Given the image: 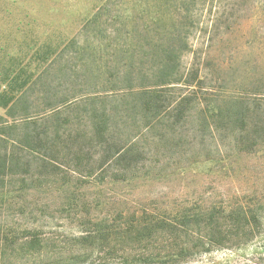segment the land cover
Returning <instances> with one entry per match:
<instances>
[{"label":"trees","instance_id":"1","mask_svg":"<svg viewBox=\"0 0 264 264\" xmlns=\"http://www.w3.org/2000/svg\"><path fill=\"white\" fill-rule=\"evenodd\" d=\"M177 1L154 0L157 17L142 25L136 22L131 33L115 30L109 22L112 14L104 21L99 11L83 33L97 39L98 49L104 34L123 33L129 41L118 45L119 51H95L97 46L73 40L49 50L56 51L55 56L34 81L22 79V74L12 79L0 92V105L6 110V116L0 115V192L11 185L16 191L49 186V175L66 168L89 178L115 164L129 168L148 150L150 134L161 144L158 131L177 137V129L190 121L198 126L194 139L201 146L208 136L217 150L228 141L231 158L264 148L263 91L241 89L239 95L230 94V88L210 91L205 87L207 78L201 76L202 66L183 68L193 0L181 6ZM108 62L115 64L110 67ZM75 108L80 121L73 124L67 113ZM177 139L188 140L183 133ZM170 144L162 142L164 147ZM117 219L121 220L116 223ZM117 219H89L83 226L91 227L70 237L88 254L99 255L91 264H107L100 258L106 245L117 250L139 244L143 253L138 263L147 264L150 259H186L240 247L264 232V214L244 204L205 205L164 217L145 210L131 214L125 223L123 213ZM30 236V249L41 247L42 240ZM8 242L7 236L0 237V258ZM158 243H162L160 250ZM36 258L0 264H62Z\"/></svg>","mask_w":264,"mask_h":264},{"label":"rangeland","instance_id":"2","mask_svg":"<svg viewBox=\"0 0 264 264\" xmlns=\"http://www.w3.org/2000/svg\"><path fill=\"white\" fill-rule=\"evenodd\" d=\"M184 3L186 0L176 2L179 6ZM153 4L154 0H0V92L19 74L34 81L53 60L56 51L50 49H61L73 40L98 49L97 39L84 34L83 28L99 11L104 21L112 14L109 22L115 30L131 33L136 22L142 25L157 17ZM189 10L194 18L188 28L190 41L183 54V68L188 71L202 66L201 76L207 78L205 87L210 91L230 88V94L239 95L241 89L254 88L264 93V0H193ZM103 37L102 49L95 51H119L116 47L126 40L117 32ZM110 44L111 49L107 47ZM114 64L108 62L110 67ZM70 112L73 124L79 123L80 111L75 108ZM0 115L6 116L1 105ZM197 128L190 121L177 129L178 136L183 133L188 139L181 142L176 135L158 131L157 140L171 143L165 147L150 134L148 154L138 155L139 162L129 168L115 164L91 178L75 173L73 167L66 168L49 175V186L16 191L11 185L0 192V237L9 239L0 262H26L42 256L62 264H91L99 255L88 254L89 250L70 237L91 227L83 226L89 219L107 217L112 221L120 213L125 216L122 223L145 210L164 217L205 205L244 204L264 214V148L231 158L228 141L220 143L217 150L216 142L208 136L201 146L194 139ZM30 235L42 240L41 247L30 249ZM106 246L101 261L141 264L139 244L117 250ZM157 246L162 249V243ZM147 264H264V232L240 247L186 259H150Z\"/></svg>","mask_w":264,"mask_h":264}]
</instances>
